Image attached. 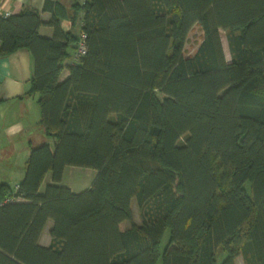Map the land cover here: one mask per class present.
<instances>
[{
  "label": "trees",
  "instance_id": "1",
  "mask_svg": "<svg viewBox=\"0 0 264 264\" xmlns=\"http://www.w3.org/2000/svg\"><path fill=\"white\" fill-rule=\"evenodd\" d=\"M59 7L44 1L46 22L0 15V56L31 53L54 139L31 147L14 191L0 183V264H156L166 228L161 264H215L219 248V264H264V0L73 1L85 53L68 65L79 32ZM194 24L202 40L184 56ZM66 166L94 169L91 185H61Z\"/></svg>",
  "mask_w": 264,
  "mask_h": 264
},
{
  "label": "crops",
  "instance_id": "2",
  "mask_svg": "<svg viewBox=\"0 0 264 264\" xmlns=\"http://www.w3.org/2000/svg\"><path fill=\"white\" fill-rule=\"evenodd\" d=\"M44 1L0 0V15L15 14L21 9L27 8L38 11L40 19L46 22L50 19L51 13L49 10H43ZM51 1L57 2L60 6L59 11L56 13L61 27L75 34L79 32L76 26L72 27L70 24V18L73 14L71 5L73 1L81 4L84 0ZM78 16L80 18L81 14H78ZM38 33L44 37H51L53 29L49 25L42 24L38 28ZM74 45L70 50L71 57L65 63L67 65L73 62ZM32 69V56L26 48H20L6 56H0V183H7L12 191L15 190L16 185L24 175L25 162L31 147L42 143H47L48 145L49 143L54 144L52 137L45 136L40 122L41 113L37 102L38 95L37 93L30 92ZM66 75L67 70L63 68L59 81L63 80ZM65 168L63 169L62 176ZM50 182V173H46L41 187ZM66 186L72 192L79 193L70 186ZM127 226H124V228ZM49 241L50 238L46 245H48ZM238 259L239 256L235 258V264Z\"/></svg>",
  "mask_w": 264,
  "mask_h": 264
},
{
  "label": "rangeland",
  "instance_id": "3",
  "mask_svg": "<svg viewBox=\"0 0 264 264\" xmlns=\"http://www.w3.org/2000/svg\"><path fill=\"white\" fill-rule=\"evenodd\" d=\"M221 35V43L223 52L225 55V58L227 61L230 60V53L227 46L226 41V32L220 31ZM202 40V31L198 24H194L189 32L187 33V36L182 43L181 52L184 56H191L196 51L198 45L200 44ZM157 96H160V94L156 91L155 92ZM50 142V141H49ZM181 142V141H180ZM54 144L49 143L50 149H53ZM96 175V171L92 168L88 167H79V166H67L64 170V174L62 176V180L60 182L61 185H68L73 190L77 192L84 191L87 186H90L92 181L94 180V177ZM246 187H248V184H245ZM43 190V187H41V191ZM131 214H132V220L134 223H140V212L138 210V207L136 205V202L134 199L131 200ZM51 222L49 221L42 232V237L40 238V244H47V241L49 239L48 236V230L50 228ZM128 222H122L119 225L120 229H123L124 226H127ZM169 237V229L166 228L160 238L159 245H158V252L159 257L157 259L156 264H161V254L162 250L164 249V246L166 245L167 239ZM47 246V245H46ZM225 252L222 248H219L217 250L216 256H215V264H219V262L224 258ZM236 264H242L241 258L239 257Z\"/></svg>",
  "mask_w": 264,
  "mask_h": 264
},
{
  "label": "built area",
  "instance_id": "4",
  "mask_svg": "<svg viewBox=\"0 0 264 264\" xmlns=\"http://www.w3.org/2000/svg\"><path fill=\"white\" fill-rule=\"evenodd\" d=\"M85 53L84 34L80 33L77 42L75 43V51L73 54V61L77 60Z\"/></svg>",
  "mask_w": 264,
  "mask_h": 264
},
{
  "label": "water",
  "instance_id": "5",
  "mask_svg": "<svg viewBox=\"0 0 264 264\" xmlns=\"http://www.w3.org/2000/svg\"><path fill=\"white\" fill-rule=\"evenodd\" d=\"M75 46V45H74Z\"/></svg>",
  "mask_w": 264,
  "mask_h": 264
}]
</instances>
